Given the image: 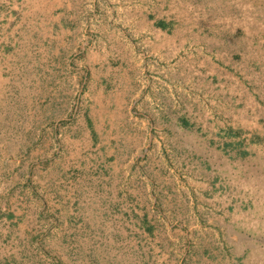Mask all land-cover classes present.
<instances>
[{"label": "rangeland", "instance_id": "374dc122", "mask_svg": "<svg viewBox=\"0 0 264 264\" xmlns=\"http://www.w3.org/2000/svg\"><path fill=\"white\" fill-rule=\"evenodd\" d=\"M260 111L264 0H0V264H264Z\"/></svg>", "mask_w": 264, "mask_h": 264}, {"label": "crops", "instance_id": "0c3cea01", "mask_svg": "<svg viewBox=\"0 0 264 264\" xmlns=\"http://www.w3.org/2000/svg\"><path fill=\"white\" fill-rule=\"evenodd\" d=\"M259 116H264L263 112L260 111L259 112ZM259 123V121H256V123ZM254 127L256 129H254ZM252 133L255 137H253V140L251 139L250 141H247L245 143V146H247L250 149V155L246 156V157H235L232 156L231 152H227L223 151V148H229L232 149L233 147H230V145L227 146H223L224 144H222L221 149L222 152H219V150L217 149L218 145L213 146L210 143H206L204 144L207 152H209L210 156L212 154H217L220 153V168L223 169L220 172L219 175V182L215 179V176L211 175V179L212 182H210L209 185L212 186L214 185L213 181L215 179L216 182V188H214V190H212V192H210L213 196H220L223 197V204L224 202H226L227 204H229V210H231V205L232 202L235 201L237 202V197L239 196V193L241 190H245L246 189L244 187H242V182H239L237 175L243 172L248 171L249 174H251V180L249 181V188H250V197L252 198L253 203L257 201V197H264V156L262 155L261 152H263L264 149V139H262V141L257 140L256 138V134L258 132H260V134L264 133V124H259L257 126V124L255 126H252ZM234 142V146L237 145V143L239 141H242L240 137H236V138H231V142ZM206 153V151H205ZM207 156V155H202L201 158H199V164L201 165H210L212 164V157ZM226 165V167H223L222 165ZM207 172V170H205ZM244 174V173H243ZM242 175V174H241ZM206 182V181H205ZM204 182V183H205ZM220 184L222 185V188L219 189ZM207 185V186H209ZM240 185V186H239ZM239 187V188H238ZM206 189V186H205ZM216 191V192H215ZM249 195V193H248ZM241 196V195H240ZM233 198H237L234 199L232 201ZM255 198V199H254ZM258 205V204H255ZM227 209L224 210V214L226 212ZM249 211V210H247ZM254 214H257L258 212H260V209L258 208H254L253 210ZM229 213L231 214V212L229 211ZM237 227V226H236ZM227 242H229V244L231 245L232 242L231 240L226 241L225 242V246H227ZM238 242V240H236V243ZM235 245V244H234ZM229 261L231 262L232 259L234 260L236 257V253L232 252L231 249L229 248ZM227 250L224 251V253H222V255L226 256ZM221 254H219V256H222ZM218 256V254H214V255H210V253L205 252L204 255L200 254L198 256V260L200 261L202 258L203 259H207L208 262L210 261H217L218 259H220V257ZM217 257V258H216ZM216 258V259H215ZM226 261H227V257H226Z\"/></svg>", "mask_w": 264, "mask_h": 264}]
</instances>
